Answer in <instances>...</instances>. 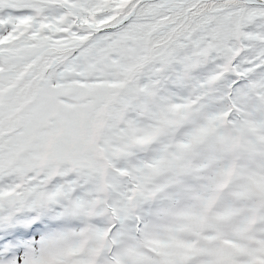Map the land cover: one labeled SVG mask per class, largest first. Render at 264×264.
Here are the masks:
<instances>
[{
	"label": "snow or ice",
	"instance_id": "obj_1",
	"mask_svg": "<svg viewBox=\"0 0 264 264\" xmlns=\"http://www.w3.org/2000/svg\"><path fill=\"white\" fill-rule=\"evenodd\" d=\"M0 264H264V0H0Z\"/></svg>",
	"mask_w": 264,
	"mask_h": 264
}]
</instances>
